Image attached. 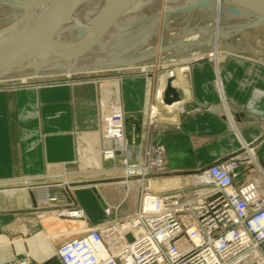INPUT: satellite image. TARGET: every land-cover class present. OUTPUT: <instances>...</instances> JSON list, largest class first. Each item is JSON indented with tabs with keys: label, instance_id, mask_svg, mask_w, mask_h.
Returning <instances> with one entry per match:
<instances>
[{
	"label": "crops",
	"instance_id": "1",
	"mask_svg": "<svg viewBox=\"0 0 264 264\" xmlns=\"http://www.w3.org/2000/svg\"><path fill=\"white\" fill-rule=\"evenodd\" d=\"M219 73L235 132L220 112L214 69L206 60L188 66L189 96L178 90L186 113L163 115L157 128L146 126L158 87L150 73L99 85L78 81L0 87V264L26 258L28 264H61L55 252L85 234L89 224L106 219L93 186L70 185L80 180L109 181L113 173L107 169L120 166V155L114 161L102 158V151L117 143L104 137L99 120L114 109L123 113L128 143L164 146L170 172L198 171L226 159L240 144L253 143L264 175V64L230 57ZM36 183H59L49 192L58 198V208L73 199L88 222L60 216L50 206L38 208L37 193L28 189ZM247 183L254 194L264 195L259 170ZM97 187L104 204L120 202L115 186ZM93 207L100 210V217L91 213Z\"/></svg>",
	"mask_w": 264,
	"mask_h": 264
},
{
	"label": "built area",
	"instance_id": "2",
	"mask_svg": "<svg viewBox=\"0 0 264 264\" xmlns=\"http://www.w3.org/2000/svg\"><path fill=\"white\" fill-rule=\"evenodd\" d=\"M159 104L156 114L152 109L156 105L149 106L147 127L155 128L158 115L171 106ZM99 121L104 137L117 143L104 149L102 158L114 161L121 155V168L112 172L141 181V189L132 210L113 214L114 219L115 207L104 204L103 222L88 226L85 234L57 250L61 264H264V195L246 193L248 179L239 182L251 166L264 176L251 145L244 144L226 159L199 170L197 185L204 187L199 197L188 189L152 194L143 184L166 172L164 146L128 143L120 109ZM56 185L36 183L28 189L37 193V204L46 207L57 203L58 198L48 193ZM58 211L60 216L88 222L73 199ZM112 230L118 239L111 238ZM14 264H28V259Z\"/></svg>",
	"mask_w": 264,
	"mask_h": 264
},
{
	"label": "rangeland",
	"instance_id": "3",
	"mask_svg": "<svg viewBox=\"0 0 264 264\" xmlns=\"http://www.w3.org/2000/svg\"><path fill=\"white\" fill-rule=\"evenodd\" d=\"M0 1H4L3 4H0V32L5 30L13 22L19 19L29 18L30 16L39 13L43 9V6L37 8L25 7L26 4L30 2V0ZM89 2L90 0H80L78 3L84 4ZM10 3L18 4V6L11 5ZM126 4L127 6L129 4L132 5L131 7L122 9L121 11L109 12L108 15L114 16V19L111 21V23L101 25V28L96 27L92 32V34H94L92 35L93 39L99 37H104L103 39L107 40L117 39L114 42L116 45L114 46L115 48L113 54L114 62H116L111 65L112 69L108 68L103 70L101 69L80 72L71 74L70 77H66L64 73L53 72L51 70L38 71L36 69H26L22 73L18 74L15 78L11 76L1 78L0 87H15L28 84L41 85L56 82L71 83L78 81H90L99 85V83L103 84V81L119 80L120 78L127 75L143 74L146 76L147 73L153 74L155 76V79H157V84L155 85L156 87L157 85L159 87L160 78L163 74L172 72V70L180 67L188 68L189 64L191 63L206 60L213 66V82L218 93L220 112L222 113L224 119H226L223 110V102H225L227 109L228 104L223 92L219 67L224 61H226V59H229L230 57L249 59V61H259L264 64V0H227L225 3L226 8L223 11L222 17L220 19L221 22L219 21L218 26L215 18L216 9L214 0H128ZM74 5L77 6V3ZM74 5L72 6V9L75 7ZM230 9L238 11V15H235L230 11ZM37 10H39V12ZM86 10V12L79 14L77 19L74 17H71V19L74 18L73 20H79L81 16H85V14H91L90 10ZM135 17H137V19ZM99 18L93 20L89 24L81 26L80 29H83L84 33H87V26L96 22V20ZM120 21L122 24H118ZM115 24L119 28H117ZM120 26L123 30L120 28ZM60 27L62 26L56 25V30ZM125 27H127V29ZM74 28L77 29V25H75ZM65 29L66 28H61L62 31ZM216 38L218 39L217 45ZM44 41H41L34 46L28 47L27 49L29 50L22 51L21 57L25 59L26 53H28V57L30 56L29 54L34 55L36 51H31L30 48H36L37 50V46L39 47L41 46L40 44H44ZM215 49H219V54L223 55V59L220 60L219 63L217 61L216 55H214V57L211 55V53H214ZM186 72L187 71L182 72L183 76H185ZM9 75H11V73ZM174 81L175 79L171 81V84H173ZM149 82L150 81L148 80V87ZM158 87L154 91L153 103L151 106H155L157 103L155 95ZM187 97L188 96L185 98ZM184 109L185 108L180 109L179 112L177 111L174 115L176 116L181 113L184 115ZM160 115L163 116V113ZM163 118L161 119L163 120ZM160 123L161 122L159 119V124H157V126L160 125ZM157 126L155 128H157ZM248 145L253 147L254 156L257 159L255 145L253 143ZM121 159L122 157L120 155V166L114 168H121ZM111 169L112 168L107 169L113 173L109 180H118L117 177L119 178L121 173L112 172ZM199 170L201 169H198V171ZM255 171V168L251 166L246 173L247 177L244 176L239 182L243 183L247 181V179H250L251 174L255 173ZM165 173H171L168 171L167 165ZM161 177L167 176L158 175L151 178ZM67 181H72V179H67ZM80 182L81 183L78 182L71 184L70 186L91 185L96 187L105 184L108 181L80 180ZM143 187H145L147 191L146 183L143 184ZM203 188L204 187H198V185H195L188 188V191L190 190L197 192ZM51 189L52 188H49L48 193ZM104 189L108 190V188ZM139 189L141 188L138 187L136 192H139ZM185 191L186 190H184V192ZM48 206L52 208L50 209L52 211L60 210L57 204H50ZM37 207L39 208L41 206L37 205ZM112 207H114V205H112ZM123 207L126 208L124 205L121 208ZM90 210L95 217L101 216L100 212H98L100 210L96 209L95 207L91 208ZM113 214H115V212L112 213V219H114ZM103 221L104 219L99 223ZM91 225L93 224H89V226ZM56 253L57 251L55 252V256Z\"/></svg>",
	"mask_w": 264,
	"mask_h": 264
},
{
	"label": "bare ground",
	"instance_id": "4",
	"mask_svg": "<svg viewBox=\"0 0 264 264\" xmlns=\"http://www.w3.org/2000/svg\"><path fill=\"white\" fill-rule=\"evenodd\" d=\"M109 1L110 0H90L89 3H84V4L78 3V2H80V0H76L75 2H73L64 11L63 16L61 17L59 22H57V25H61L62 27L57 29L55 34L52 35L51 37H49L48 39H44L47 42L45 41L44 44H40L41 46H39V47L37 46V50H36V48L34 49L31 47L30 48L31 51H36L34 53V55L29 54L30 56L28 57V53H26L25 59H23L20 56L21 58L19 60V62H20L19 66L11 72V75H8V76L15 78L18 74L22 73L26 69H36L38 71L39 70H42V71L43 70H51L53 72L64 73L66 75V77H70L71 74L86 72V71H91V70H93V71L94 70H101V69L103 70V69H108V68L112 69L111 65L116 62V61L114 62L113 54H114V48H115L114 46L116 45V43L114 44V42L117 39H108L107 40V39H103L104 37L103 38L99 37V38L93 39V37H92V35H94V34H92L93 30L96 27L101 28V25L96 26V27H93V26L91 27V25H88L87 30H86L87 33L86 32L84 33L83 29H80L81 26L89 24L93 20L99 18L101 16V13H103L106 4ZM127 1L121 0L119 3L117 2V5L113 9H111V11H121L122 9H127V8L131 7L132 4H129L127 6V4H126ZM226 2H227V0H214L215 9H216L215 10L216 11V17L215 18H216L217 26H218V23L222 17L224 9L226 8L225 7ZM75 3H77V6L74 5ZM73 5L75 7L72 9ZM86 9L90 10L91 14L86 15L84 13L85 16L84 15L81 16L79 20H73L74 18L77 19L79 14L86 12L87 11ZM37 11L39 12V10H37ZM111 11H109V12H111ZM71 17H74V18L71 19ZM135 18L137 19V17H135ZM127 21H129V20H127ZM129 22H131V21H129ZM129 22H127V23H129ZM119 23H121V21L118 22V24ZM127 23H126V25H127ZM75 25H77V27H78L77 29L74 28ZM115 26H117V25L115 24ZM121 26H120V28L122 29L123 26L122 27ZM61 28H66V29L64 31H62ZM117 28H119V27L117 26ZM125 28L127 29V27H125ZM216 32L219 33L218 31H216ZM44 40H41V41L43 42ZM217 42H218V39L216 38V45L218 44ZM27 48L28 47L24 48L22 51L29 50ZM218 50L215 49L214 53H211V55L213 57H214V55H216L217 61L219 63V61L223 59V55H220ZM28 59H31V61L29 62ZM215 65H217V64H215ZM185 71H188L187 67H182V68L180 67V68L172 70V72H167L161 76L160 82H159L160 85H159V87L156 91V95H155L156 99L158 100V103L166 105L163 102V93H164V89H165V85H166L167 80H170V84H171V81L173 79H175L173 84H171V87L177 91L179 89H181L182 92L184 93L185 97L189 96L188 94H190V93H189V91L185 85V79H184L185 76H183V74H182V72H185ZM19 77H20V75H19ZM147 81H148V79H147ZM158 103L155 106V108H152L154 114H156V112L159 113V111H161V108L159 107L160 104L158 105ZM184 103L185 102L182 99H180L178 102L171 104V106H168L167 108L165 107L163 115L168 116V117H173L177 111L179 112L180 109L184 108ZM163 105H162V107H163ZM148 109H149V107H148ZM223 110H224V114H225L226 120L228 122L229 128L233 132H235L234 126H233V123H234L233 118L228 111L229 109H227V107L225 106V102H223ZM161 118H162V116L158 115V120L160 119V122H161ZM245 144L247 145V143H245ZM239 146L240 147L244 146V144H240ZM249 156L251 157L250 154H249ZM117 179L118 180H109L107 182V184L115 186L121 195L120 202H118L116 205H114L115 214H117L119 216V215H122L126 212L131 211L132 208L135 206L136 196H137L136 195L137 194L136 189L139 187V185H141L142 182L137 181L136 179H131V180L124 179V178H117ZM198 179L199 178L197 177V174H195V173L190 174V175H184V176L173 175V176H167V177H161V178H150L146 181V186H147V191H149L152 194L165 193V192H169V191L183 190L185 188L188 189L190 187H193V186L197 185V183L199 181ZM62 185H65V183H62ZM95 189H98V187ZM244 189H245L246 193H253L250 186L248 185V183L245 185ZM203 193H204V190H200V191H197L195 194L199 197ZM192 198H193V196H192ZM97 199L102 201V199H100V196ZM102 204H103L102 206L104 207L103 201H102ZM123 205L126 208H124V207L121 208ZM64 214L69 215V212H65ZM116 237H117V233L112 230L111 238L113 240H116V239H118Z\"/></svg>",
	"mask_w": 264,
	"mask_h": 264
},
{
	"label": "water",
	"instance_id": "5",
	"mask_svg": "<svg viewBox=\"0 0 264 264\" xmlns=\"http://www.w3.org/2000/svg\"><path fill=\"white\" fill-rule=\"evenodd\" d=\"M75 1L76 0H30V2L26 4L25 7L27 8L43 6V9L39 13H36L29 18L19 19L13 22L5 30L0 32V79L8 76L19 66V58L24 48L34 46L41 40L48 39L55 34L57 22H59L67 7H69ZM120 1L121 0H110L106 4L103 13H101V17L96 20V22L92 23L91 27L110 23L114 19V16L108 15V13L117 5V2L119 3ZM3 3L4 1H0V4ZM10 4L18 6V4L15 3ZM230 11L235 15H238V11L233 9H230ZM28 61L30 62L31 59H28ZM179 100V92L172 88L170 80H167L163 93V102L166 105H171L175 102H178ZM218 162L220 161H217L213 164ZM207 167L201 170H205ZM200 171L194 172L197 173ZM194 172L162 173L159 176L185 175ZM91 190L97 196V198H99L95 187H92ZM99 201L101 205H103L102 201Z\"/></svg>",
	"mask_w": 264,
	"mask_h": 264
}]
</instances>
